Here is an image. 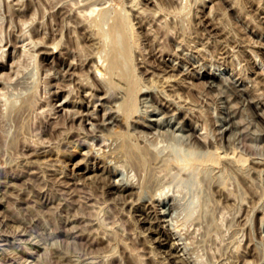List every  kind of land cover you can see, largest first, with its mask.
<instances>
[{
	"label": "rangeland",
	"instance_id": "374dc122",
	"mask_svg": "<svg viewBox=\"0 0 264 264\" xmlns=\"http://www.w3.org/2000/svg\"><path fill=\"white\" fill-rule=\"evenodd\" d=\"M96 1L77 28L59 9L69 0H0V168L13 164L0 177V264H264V0L180 12ZM98 8L128 12L129 65L153 96L138 93L129 122L95 142L82 138L89 89L77 82L112 87L91 78ZM191 149L220 160H177Z\"/></svg>",
	"mask_w": 264,
	"mask_h": 264
},
{
	"label": "bare ground",
	"instance_id": "6f19581e",
	"mask_svg": "<svg viewBox=\"0 0 264 264\" xmlns=\"http://www.w3.org/2000/svg\"><path fill=\"white\" fill-rule=\"evenodd\" d=\"M46 1H48V0H46ZM82 1H84V2L81 3ZM188 1L189 0H185V1H182V0H169V1H167L166 0L165 2L163 1L161 3H158L157 8L159 10L166 9V8H168V9L172 8V10H177V11L179 10L178 12H180V9L184 8L183 10H185L186 7H191L190 2H192V1H190V2H188ZM193 1L197 2L196 0H193ZM217 2H219L220 5L222 4V6L225 7L226 9H234V7H235L234 2L232 3L229 0H218ZM56 3L57 2H55L54 5ZM244 3L247 6H250L252 3L254 4V0H244ZM68 5H69V7L67 8V10H63L62 12H67L66 15L68 17H70L75 22V27H77V28L83 27L84 28V24H83L84 20H82L84 18H82V17H85V15H87V14L84 15L83 12H92L93 13V11L96 9V6L98 5V2L96 0H69V2L66 5L61 4L59 9H61V8L64 9ZM197 7H198V4H197ZM110 10H114V9L111 8ZM58 11L60 12V10H58ZM108 11H109L108 8L107 9L106 8H98L97 13L95 12L98 16H94V17L91 16L92 18H89L90 19L89 22L92 23V25L95 28V34L98 36V39H99L98 41L101 42V46L103 48L102 51H104L103 54H102V51H97V53L94 56V59L91 57L90 54L89 55L94 60L93 61L91 59V67H94V70H93L94 74L91 73V74H93V77H91L92 80L96 82V81L105 79L104 81L109 83V85H111L112 87L107 85L106 86L107 88H104L105 86H102V85L100 86V85H98L97 82H96L97 84L93 83L94 85L92 84L93 85L92 86L91 84H88L87 82H83L84 80L81 82H77L78 88L81 87L83 91H84V89H89V91L86 90V93L84 94L85 101L83 100V98H81L79 101L81 103L79 105H82V103H83V105H85L87 107V111L85 113H82L77 109L73 112L75 115H76V113L80 112L78 117L81 116V120H83L82 115L87 120L88 119L90 120V121H88L90 126L87 127V130L85 129L84 131H82V133H83L82 138L85 140V137H87L86 134H87V132H89L91 139L94 140L95 142L98 141V138H99L98 133H101L102 130L107 129V128L112 127V126H117V125L119 126L120 123H122L121 122L122 119H124V121H126V122H129L128 121L129 118L135 112V106H136L135 101L137 100L136 96L138 93H140L141 95H149L150 94L149 96H151L153 94L149 87H147L146 85H145V87H141L142 84H141V86L138 84L139 81H137V79L139 77L133 76L132 71H131L133 69H131V68H134V67H131L129 65V62L132 61V60H130L131 59L130 58L131 51L132 50L134 51V49H132V46L134 44L135 36H137V34H138V33L136 34V32H134L135 28L133 30V24L134 23L132 22V19L129 18V14H128V12H126V10L124 12H115L114 11L113 15H110V13H109L110 11L109 12ZM156 11L157 10H155V12ZM56 13L51 14L53 16V18H54V15L56 16ZM11 14H13L14 17L19 18L21 16L22 18H25V14L21 13V12L12 11ZM79 14L80 15L83 14L81 16V18H80V16H78ZM60 15H62V14L60 13ZM96 17H98V18H96ZM85 18H88V16H86ZM56 19H58V18L56 17ZM25 22H27V21L23 20L21 22V26ZM51 24H52V22H51ZM89 25H88V27H89ZM33 28H34V25H33ZM90 29L94 31L93 27H91V26H90ZM95 34H93V35H95ZM84 37H86V36H84ZM88 38L90 39V37H88ZM2 41H3V39H2ZM96 44H99V42L98 43L96 42ZM57 45H58V42H55L53 47H56ZM2 47L3 46L1 45L0 49ZM98 48H99V46H98ZM53 49H56V48H53ZM94 51H96V49H94ZM91 54H93V51ZM79 56H81V55H79ZM0 57H2V55H0ZM82 57H84V56H82ZM87 61H89V60H87ZM92 62H95V63H92ZM131 65H132V63H131ZM88 66H90V65H88ZM89 71L91 72V70H89ZM134 74H135V72H134ZM113 78H115V80L121 84H118V83H115L114 81H112ZM231 87L235 90L236 93H239V94H241L244 90L243 88H241V86H239L235 82L231 83ZM103 89H104L103 96L96 94L97 91L99 92V91H102ZM90 102H91V104H93L94 109L97 106H100L101 110L103 109L102 116L99 114H96L95 111H92L93 110L92 108H91V111H88V106L91 107V105H89ZM159 102L161 103V105H163L165 107L169 106L168 104H166L167 102L165 103L162 100L161 101L159 100ZM70 103H73V101H70ZM29 106H31V105H29ZM21 109H23V108L21 107ZM0 111H1V105H0ZM75 115H73V116L70 115V116H71V118L72 117L74 118ZM125 127H127V126H125ZM84 140L81 141L82 142L81 144H85L86 140L85 141ZM7 141H9V140H7ZM42 143H44V142H42ZM123 146H124V144H123ZM127 147H128V145H127ZM8 149H9V143L6 142L0 135V154L3 155V153L5 151H7ZM177 151L178 150H176L175 153H178ZM154 153H155V151H154ZM233 155L235 156L237 161H239L240 163L245 161V156L242 153H239V152L235 153V151H233ZM231 156L232 155H230V157ZM176 157H177V160L183 164H186V165L192 164V165L203 166V167L205 165H208V164H213V166H214L220 160V154L216 151H210V150H207V151L204 150V152L193 150V149L186 150V152H184V153L181 152L179 154H176ZM4 162H5V164H7V167L0 168V177L6 176L7 172H10L9 170H11L13 167V164L11 161L4 160ZM206 168H208V167H206ZM206 168H204V170ZM210 168H211V165H210ZM186 169H188V168H186Z\"/></svg>",
	"mask_w": 264,
	"mask_h": 264
}]
</instances>
